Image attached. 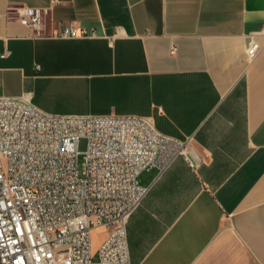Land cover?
<instances>
[{"label":"crops","instance_id":"0c3cea01","mask_svg":"<svg viewBox=\"0 0 264 264\" xmlns=\"http://www.w3.org/2000/svg\"><path fill=\"white\" fill-rule=\"evenodd\" d=\"M21 7L48 10L47 35L74 25L89 37L31 38L7 18ZM0 16V97L147 116L192 137L197 168L178 157L138 176L148 191L126 225L130 264H264V46L246 57L264 0H0Z\"/></svg>","mask_w":264,"mask_h":264},{"label":"built area","instance_id":"2783aa9c","mask_svg":"<svg viewBox=\"0 0 264 264\" xmlns=\"http://www.w3.org/2000/svg\"><path fill=\"white\" fill-rule=\"evenodd\" d=\"M47 14L21 7L7 18L34 39L89 37L74 25L45 34ZM246 38L252 61L264 27ZM191 140L162 134L147 116L50 114L27 94L0 97V264H130L126 225L148 191L138 176L162 174L178 157L197 168ZM97 228L105 239L93 252Z\"/></svg>","mask_w":264,"mask_h":264},{"label":"rangeland","instance_id":"374dc122","mask_svg":"<svg viewBox=\"0 0 264 264\" xmlns=\"http://www.w3.org/2000/svg\"><path fill=\"white\" fill-rule=\"evenodd\" d=\"M79 150H80L81 152H83V151L86 150V141L82 140V141L80 142V144H79ZM81 163H82V159L80 158V164H81ZM104 239H105L104 231H103V233H101V234H99L98 232H95V231L92 232V242H91V247H92V251H93V252H95V251L98 249V247L100 246V244L103 242ZM96 243L99 244V245H98V247H97L95 250H93V246H95Z\"/></svg>","mask_w":264,"mask_h":264}]
</instances>
